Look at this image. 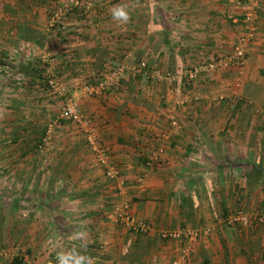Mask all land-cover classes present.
Masks as SVG:
<instances>
[{"label":"crops","instance_id":"crops-1","mask_svg":"<svg viewBox=\"0 0 264 264\" xmlns=\"http://www.w3.org/2000/svg\"><path fill=\"white\" fill-rule=\"evenodd\" d=\"M59 1L0 0V264H55L57 251L79 249L78 230L95 264H264V0L243 63L188 83L184 66L244 33L245 1L83 0L87 13L50 25ZM116 5L127 23L112 18ZM140 60L175 78L135 71ZM117 64L115 86L80 88ZM48 76L76 99L117 179L59 116ZM123 198L148 232L107 216ZM178 227L194 237L158 235Z\"/></svg>","mask_w":264,"mask_h":264},{"label":"built area","instance_id":"built-area-1","mask_svg":"<svg viewBox=\"0 0 264 264\" xmlns=\"http://www.w3.org/2000/svg\"><path fill=\"white\" fill-rule=\"evenodd\" d=\"M235 3L245 1L249 7H247L240 17L241 23L244 27V33L237 36L231 47L223 52L216 53L210 57H200L195 62L184 66L178 74L181 75L185 83L190 82L198 76L202 71L222 69L233 65H240L243 63L245 54L247 51L249 39L252 37L256 30L257 24V10L256 7L260 0H232ZM79 0H65L58 5L51 13V21H56L65 12L67 7H81ZM70 5V6H68ZM86 5V4H85ZM132 68L135 71L144 73L145 76H152L155 78H165L168 81H172L175 78L174 72L168 70H161L158 67L152 66L144 60H140ZM123 65L117 64L109 67L102 75L101 78L93 82H82L80 88L86 93H100L115 86L122 76ZM45 72H48L47 70ZM46 83L48 88L61 97V106L59 109V116L66 120H70L79 125L82 129L84 140L94 154V157L98 164L103 168L104 174L109 178L117 179L119 175V169L117 165H112L107 161V149L96 135L94 126L86 119L81 113L76 99L67 93L65 86L57 79L50 76L46 77ZM170 123L175 125L176 119L173 114L169 115ZM150 159L147 161L149 163ZM239 215V212L236 214ZM107 216L114 221L124 225L128 230L137 233H145L151 229L149 222L143 218L136 217L129 210V204L126 199H121L118 202L112 204ZM234 218V217H232ZM261 220V219H260ZM264 220V219H263ZM186 227L181 228H160L158 235L161 238H176L180 236H186L187 234L195 235V232L187 231ZM184 248L181 249L183 251Z\"/></svg>","mask_w":264,"mask_h":264},{"label":"clouds","instance_id":"clouds-1","mask_svg":"<svg viewBox=\"0 0 264 264\" xmlns=\"http://www.w3.org/2000/svg\"><path fill=\"white\" fill-rule=\"evenodd\" d=\"M111 15L114 20L127 23L130 19V13L126 6L116 5L111 9ZM87 233L78 230L75 233L76 239L81 241L79 249L75 246L57 251L55 254V264H95V258L81 251L85 249L87 244L84 242Z\"/></svg>","mask_w":264,"mask_h":264},{"label":"rangeland","instance_id":"rangeland-1","mask_svg":"<svg viewBox=\"0 0 264 264\" xmlns=\"http://www.w3.org/2000/svg\"><path fill=\"white\" fill-rule=\"evenodd\" d=\"M65 0H60L58 3H56V5H55V7L54 8H52L51 9V11H50V17H51V13H52V10H54L58 5H60L61 3H63ZM79 2H81L80 4H81V7H79V8H76V7H73V6H71V7H67L68 9H66V11L67 12H70V11H76V12H85V13H87L88 12V10L91 8V6H92V4L90 3V4H86L85 5V2L83 1V0H79ZM68 6H70V5H68ZM66 13V12H65ZM64 13V14H65ZM63 14V15H64ZM50 17H49V21H50V25H52V24H54L55 22H57L58 20H60L61 18H58V19H56V21H51V19H50ZM150 64V63H149ZM150 65H152V64H150ZM152 66H154V65H152ZM156 67V66H155ZM159 68V67H158ZM161 69V68H160ZM161 70H163V69H161ZM155 78V77H154ZM165 80H167L168 81V79H165ZM60 102H61V100H60ZM60 106H61V104H60ZM173 116H174V114H173ZM259 213H261V214H259ZM258 214L259 215H256L255 216V219H257V224L259 225V224H262L264 221L263 220H260V218L259 217H261V216H264V211H259L258 212ZM254 219V220H255ZM256 221V220H255ZM224 223H225V225H224V227H226L229 223H227L226 221H224ZM260 226V225H259ZM258 226V227H259ZM264 227V226H263ZM179 228V227H178ZM259 228H261V227H259ZM172 229H174V228H172ZM187 231H191L190 230V228H187L186 229ZM197 231V230H196ZM262 231H264V228H262ZM148 232V231H147ZM195 231H192V233H194ZM137 233V232H136ZM146 233V232H145ZM144 233V234H145ZM141 234H143V233H141ZM159 234V233H158ZM181 237V236H180ZM186 237H194L193 236V234H190V236L187 234L186 235ZM176 238H179V237H176ZM188 241V240H187ZM181 243H182V241H181ZM183 246V245H182ZM184 248H185V250H186V243L184 244V246H183ZM185 250L184 251H181V256L184 254V252H185Z\"/></svg>","mask_w":264,"mask_h":264},{"label":"trees","instance_id":"trees-1","mask_svg":"<svg viewBox=\"0 0 264 264\" xmlns=\"http://www.w3.org/2000/svg\"><path fill=\"white\" fill-rule=\"evenodd\" d=\"M264 225V223H263ZM11 263L12 264H21V258L19 256H13V258L11 259ZM202 264H206V261L203 260Z\"/></svg>","mask_w":264,"mask_h":264}]
</instances>
